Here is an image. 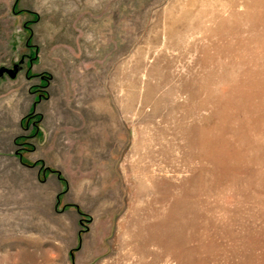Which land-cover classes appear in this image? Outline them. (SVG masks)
I'll return each instance as SVG.
<instances>
[{
	"label": "rangeland",
	"instance_id": "1",
	"mask_svg": "<svg viewBox=\"0 0 264 264\" xmlns=\"http://www.w3.org/2000/svg\"><path fill=\"white\" fill-rule=\"evenodd\" d=\"M0 264H264V0H0Z\"/></svg>",
	"mask_w": 264,
	"mask_h": 264
},
{
	"label": "bare ground",
	"instance_id": "2",
	"mask_svg": "<svg viewBox=\"0 0 264 264\" xmlns=\"http://www.w3.org/2000/svg\"><path fill=\"white\" fill-rule=\"evenodd\" d=\"M142 242V241H141ZM146 252V251H145ZM145 254V253H144Z\"/></svg>",
	"mask_w": 264,
	"mask_h": 264
}]
</instances>
